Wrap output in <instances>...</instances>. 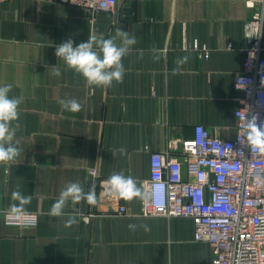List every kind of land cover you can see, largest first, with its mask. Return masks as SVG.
Wrapping results in <instances>:
<instances>
[{"label": "crops", "instance_id": "1", "mask_svg": "<svg viewBox=\"0 0 264 264\" xmlns=\"http://www.w3.org/2000/svg\"><path fill=\"white\" fill-rule=\"evenodd\" d=\"M252 12L244 0H118L113 11L91 20L82 7L60 0L0 2V86L12 84L10 95L23 96L16 134L22 153L0 164V213L19 185L32 197L27 210L38 214L34 227L7 225L0 216V264H213V249L195 239L190 216L142 215L140 198L106 196L103 182L123 172L143 192L151 153L181 152L198 124L234 138L242 97L234 82L243 69ZM117 28L137 39L123 59L122 83L90 87L54 55L69 38H109ZM186 43L206 46L208 57ZM153 46L159 61L149 51ZM184 56L187 63L174 72ZM53 66L60 77L51 75ZM65 98L80 102L81 111L62 110L58 101ZM72 181L85 191L95 184L100 205L80 202L79 222L65 227L67 217L48 212Z\"/></svg>", "mask_w": 264, "mask_h": 264}, {"label": "built area", "instance_id": "2", "mask_svg": "<svg viewBox=\"0 0 264 264\" xmlns=\"http://www.w3.org/2000/svg\"><path fill=\"white\" fill-rule=\"evenodd\" d=\"M244 1L253 12L245 23L243 69L235 75L242 97L235 109L234 138L214 136L198 124L194 137L181 142V152L151 153L150 176L143 182L142 215L190 216L195 239L213 249V264H264V154L247 145L243 127L253 112L264 119V0ZM60 2L82 7L92 20L98 12L113 11L118 0ZM186 47L208 57L206 46ZM29 214L27 219L37 225L38 214ZM0 216L7 225L24 227L4 211Z\"/></svg>", "mask_w": 264, "mask_h": 264}, {"label": "clouds", "instance_id": "3", "mask_svg": "<svg viewBox=\"0 0 264 264\" xmlns=\"http://www.w3.org/2000/svg\"><path fill=\"white\" fill-rule=\"evenodd\" d=\"M137 43L134 35L128 31L117 28L115 35L105 38L103 35L91 33L87 41L76 43L69 38L55 46L54 55L62 60L66 67L79 77H82L88 86L108 88L115 83H122L125 75L123 59L130 55L133 46ZM154 61L161 59L160 49L153 46L150 50ZM140 57L143 58V50H139ZM189 57L177 58V67L173 70L179 72L180 66L187 63ZM51 75L60 77L61 70L58 66H53ZM12 84L0 86V164L16 161L22 153L19 147V140H16L17 131L21 128L20 105L23 103V96H12ZM62 110L71 113L81 111L82 105L75 98H65L58 101ZM247 145L254 151L264 154V119L259 114L251 113L243 125ZM125 149L119 150L120 154L125 153ZM116 151L112 156H116ZM103 192L106 196H111L126 201L135 198L145 199L144 193L137 181L132 176H126L123 172H113L103 182ZM32 197L25 195L17 189L11 193V201L4 210L8 217L22 223L25 227H34V219L29 221L30 216L27 206L31 203ZM85 201L88 205L99 206L100 199L93 184L85 191L79 182H68L60 191L58 198L51 205L48 215L52 217H67L65 227L77 224L81 211L75 206ZM71 205V210L66 208ZM129 229L135 231L137 225H128ZM145 231L147 225H141Z\"/></svg>", "mask_w": 264, "mask_h": 264}]
</instances>
